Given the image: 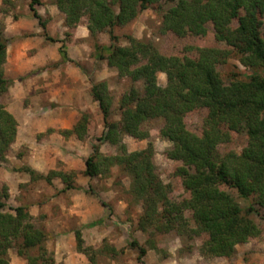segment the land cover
<instances>
[{
	"label": "trees",
	"instance_id": "obj_1",
	"mask_svg": "<svg viewBox=\"0 0 264 264\" xmlns=\"http://www.w3.org/2000/svg\"><path fill=\"white\" fill-rule=\"evenodd\" d=\"M162 1L55 0L60 12L74 22L79 17H87L91 38L95 39L102 33L109 34L111 45L95 44L94 56L98 60H106L120 77L132 83L119 101L120 122L109 121L112 98L107 82L92 84L91 95L99 104L107 128L98 141L116 145L119 154L104 156L99 147H95L94 154L85 162L84 174L93 178L109 174L113 167L119 166L132 177V193L143 201L148 220L159 216V207L169 206L174 213L165 224L166 232L176 231L196 237L205 235L207 239L201 253L228 258L236 253L238 245L259 234L249 219L251 214L259 212L254 207L244 212L234 197H220L213 185L218 182L234 189L239 198L255 199L264 207V120H253L254 115L264 114V37L254 16L248 18L246 29L237 34L228 30L224 19L237 17L244 8H264V0H177L175 7L163 12V33L171 32L179 37L188 34L200 36L206 32L207 24L212 23L218 35L236 49L240 62L252 72L246 80L229 84L223 82L216 70L213 49H198L197 70L187 71L177 58L162 55L152 44L132 37L128 38L129 46L115 43L118 41L115 28L131 23L142 11ZM37 4H40L38 0H32L30 10L45 31L46 24L35 8ZM117 5L119 11L115 9ZM44 36L54 42L46 32ZM7 45L8 40L0 28V98L8 93L13 84L4 73ZM60 54L64 61L68 60L63 46ZM158 73H166V87L159 85ZM137 83H143V93L136 87ZM197 108L208 109L205 129L202 137H190L184 118ZM154 119L164 121L161 137L171 142L172 156L182 163L177 175L184 189L192 193L191 200L170 203L169 188L160 181L152 153L149 150L129 153L123 143L124 136L146 139L148 133L143 126ZM231 124L246 126L253 142L240 155L228 153L221 157L218 147L230 142L226 127ZM74 130L81 137L86 131L85 119ZM71 132L65 131L64 135ZM17 134L16 118L0 100V164L6 161ZM22 172L29 174L33 180L50 181V177L44 178L31 168ZM61 176L64 183L70 179L69 175ZM8 198L7 188L0 191V264H10L8 250L13 247L28 264H55L46 247L47 233L35 225L26 207H17L12 209L14 213H6L5 201ZM186 212H191L194 227L186 219ZM99 224L102 223L93 222L88 226L93 228ZM75 238L78 252L89 253L90 248L84 247L81 231L75 232ZM145 254L146 250L140 248L141 264H145L142 261Z\"/></svg>",
	"mask_w": 264,
	"mask_h": 264
},
{
	"label": "rangeland",
	"instance_id": "obj_2",
	"mask_svg": "<svg viewBox=\"0 0 264 264\" xmlns=\"http://www.w3.org/2000/svg\"><path fill=\"white\" fill-rule=\"evenodd\" d=\"M31 1L0 0V28L3 32L6 26V17L17 18V13L20 16L26 14L30 11ZM38 1L40 4H37L35 8L44 15L42 19L46 24L53 19L54 13L51 12L50 6L56 5L55 0H47L48 3L43 4L40 0ZM176 4L177 0H163L159 5H152L142 11L131 23L115 28L114 33L118 37V41L115 43L122 47L129 46L128 38L132 37L141 42L152 44L162 55L177 58L182 68L187 71L197 70L195 64L198 58V49L210 48L214 50L216 70L225 84L246 80L252 72L251 69L240 62V56L236 49L229 46L225 39L218 35L212 23L207 24L206 32L200 36L188 34L185 37H179L171 32H162L163 12L175 7ZM115 9L119 11V6H115ZM253 16L256 17L261 35L264 37L263 7L244 8L237 17H226L224 23L232 34H237L246 29L248 18ZM54 24L57 33L62 27H66L61 47H64L68 60L64 61L61 55L62 64L67 62L69 67L72 66L70 68L76 72V76L68 71V81L65 84L68 88L67 93L64 94L58 90L57 93H53V100H39L38 103L44 105L43 108L38 109V105H34L36 102L32 104V101H28V106L32 105L30 111L24 112L22 109H18V111H21V114L25 113L24 119L22 118L25 123L37 124L44 130L37 135V138L42 144L44 140L50 141L49 152H46L43 158H49L52 161L51 158L55 157L57 159L55 168L50 170L47 176H44V178L50 177V181L31 178L30 182L21 185L20 192L17 191V183H20L24 176H30L22 171L29 168L23 158L28 155L31 149L26 146H13V144V148L11 147L7 153L6 161L0 164V191L7 188L9 193L4 211L14 213L12 209L17 207H26L29 211V204L36 197L49 204L50 212L47 215L44 213L40 214L38 218H33V222L42 229L47 224H51L53 227L58 220L57 214L60 211L58 201L60 200L62 206L70 207V194L68 195L65 191L75 196L76 203L85 200L91 203V205L86 204L89 209L95 210L97 207L100 210V214L97 216L99 219L94 221L102 224L93 228L79 229L76 219L72 220L73 218L70 216L64 218L68 224L75 225V232L85 230V233H81L84 247L90 248L87 254L78 252L74 235L73 248L75 252L70 253L71 244L65 240L63 250L66 253L61 252L59 248L56 256V251L53 249L57 246L56 237L54 233H47L44 230L47 233L46 247L48 244L50 245V249H47L49 255L54 257L55 264H141L139 262L140 248L146 250V254L142 258L145 264H264V207L255 199L239 198L234 189L218 184V182L213 185L220 197H234L244 212L249 207H254L259 212L257 215L249 214L250 221L259 230L257 236L250 238L247 243L238 245L236 253L228 258L213 257L201 253V247L207 236L196 237L188 233L181 235L176 231H165V224L174 213L169 206L159 207V216H156V221H154L155 219L148 220L145 217L146 209L143 201L138 200L132 193V177L121 170L119 166L113 167L109 174L93 178L85 176V162L94 154L95 147H99V152L104 156L119 154L116 145L98 141L106 133L107 128L99 104L91 95L92 84L107 82L112 98V112L109 121L120 122L119 101L124 92L132 86V83L129 79L120 77L118 71L109 67L106 60H98L94 56L96 53L95 44L106 47L111 45L108 33L99 34L95 39L90 36L85 39L81 38V27H87V17H79L74 22L65 15L63 23L56 19ZM77 31L80 38L73 42ZM88 48L91 49L90 52ZM104 54L107 56V52ZM77 57L78 61L73 59ZM157 76L159 85L166 87L168 84L166 73H158ZM76 77H81V79H76ZM70 78L75 81V87L78 86L81 90V99L74 100L69 97L70 86H72ZM136 87L143 93V83H137ZM9 91L0 98L6 108L10 104ZM207 116V108H197L186 114L184 121L190 137H202ZM82 119H85L86 131L81 137H78L74 129ZM253 120H264V114L254 115ZM163 126L164 121L161 119L150 120L143 126V129L148 133L146 139L140 140L124 136L123 143L129 153L141 150H149L152 153L153 164L160 181L169 188L170 203L191 200L192 193L184 189L182 180L177 175V170L182 166V163L172 156L171 142L161 137ZM226 130L230 134V142L218 147L221 157L228 153L240 155L253 142L248 128L244 125L231 124L226 127ZM65 131L72 132L64 135ZM60 141L62 142L60 143ZM47 144L49 145V143L45 145ZM56 146L61 152H56ZM45 149L47 151V148ZM70 165L75 169H70ZM51 172L55 174H50ZM62 174L70 176L68 182L64 183ZM7 183L9 184L7 185ZM60 185L64 187V190L60 189ZM67 187L69 188L66 189ZM11 189L16 201L10 197ZM32 195L33 197H31ZM41 215H44L46 219H43ZM185 216L190 226L194 227L191 212H186ZM134 243L136 245H133ZM13 248L8 250V258L12 264H28L24 258H17L15 247Z\"/></svg>",
	"mask_w": 264,
	"mask_h": 264
},
{
	"label": "crops",
	"instance_id": "obj_3",
	"mask_svg": "<svg viewBox=\"0 0 264 264\" xmlns=\"http://www.w3.org/2000/svg\"><path fill=\"white\" fill-rule=\"evenodd\" d=\"M40 1L42 4L48 3L47 0ZM50 7L51 12L54 13V16H52L53 19L50 18L51 20L46 23L45 31L39 25L38 20L33 18L31 10L22 16L17 13V18L14 16H7L5 19L6 26L4 29V36L8 40L7 59L4 65V73L7 79L13 81V85L9 91L10 104H8L7 109L16 117L19 124L17 139L13 146H26L31 149L28 155L23 158L24 163L42 176H47L50 170L55 168L57 159L54 157L51 158V161L49 158H43L45 153L49 152V146H51L50 141L44 140L43 144L39 143L37 135L41 134L44 130L37 124L29 125L25 123L23 120L25 113L21 114V111L19 112L18 109H22L24 112L30 111L32 105L28 106V101H32V104L36 102L34 105H38V109L43 108L44 105L39 104V100H53V93H57L58 90L64 94L67 93L66 91L68 88H66L65 84L68 81V71L74 73L76 76V72L71 69L72 66H70V68L67 62L62 64L60 47L62 45L61 40L64 38L66 27H62V29L57 33V30L54 26L56 19L62 21L63 23L65 15L60 12L56 5L53 4ZM38 13L41 15V17L43 16L42 18H44L42 13L39 11ZM45 32L49 38L54 40V42L48 40L44 36ZM81 32V38L83 39L90 36L87 27H81ZM79 38L80 37L77 31V35L73 39V42L78 41ZM85 48L87 47L85 46ZM90 50L91 49L88 48L89 52ZM73 59L76 61L79 60L78 57ZM77 78L79 80L81 79V77H76V79ZM69 80H72L70 81L72 86H70L71 89L69 90V97L74 100L81 99V90L78 88V86L75 87V81L73 79L70 78ZM61 142L62 141H60V143ZM46 143H49V145H45ZM45 148H47V151ZM55 148L56 152H61V150L58 149L59 147L57 148L56 146ZM69 168L75 169L74 166L71 165ZM30 180V176H24L22 181H20V183L18 182L16 185L17 191L20 192L21 185L25 184L26 182H30ZM8 184L9 183H7V185ZM60 189L64 190V187L60 185ZM65 193L68 195L70 194V207L62 206L59 200L58 205L60 211L57 214L58 220L56 224L53 227H51V224H47L44 227V230L47 231V233H54V236L56 237L55 242L57 246L53 248L56 251V256L59 252V248L61 252L63 251L66 253V251L63 250L65 240L71 244L70 253L72 254L75 252L73 248L75 225H73V223L68 224L64 218L70 216L73 218L72 220H77L79 229H87L89 228L88 225L95 222L94 220L99 219L97 216L100 214V210L97 209V207H95V210H91L88 208V206H86L87 203L91 205L90 202L84 200L81 201L82 203H76V201H74L75 196H72V194L68 193L67 191H65ZM10 197L16 201L12 189L10 191ZM31 197H33V195ZM30 204L29 211L33 218H38L40 214L44 213L47 215V213L50 212L48 209L49 204L44 200L35 197ZM41 217L46 219L44 215H41ZM81 232L85 233V230H82ZM87 243L90 245L88 240ZM47 248L50 249L49 244ZM67 252L69 253V251ZM17 258H19V256H17ZM10 264H12L11 261Z\"/></svg>",
	"mask_w": 264,
	"mask_h": 264
}]
</instances>
